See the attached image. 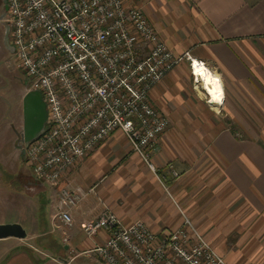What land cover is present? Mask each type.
I'll return each mask as SVG.
<instances>
[{"label": "crops", "instance_id": "obj_1", "mask_svg": "<svg viewBox=\"0 0 264 264\" xmlns=\"http://www.w3.org/2000/svg\"><path fill=\"white\" fill-rule=\"evenodd\" d=\"M122 3L141 9L173 54L188 53L191 61L209 70L223 92L220 110L214 113L193 94L187 83L194 78L188 61L174 67L148 96L168 120V130L152 152L157 172L131 152L123 133L113 132L64 174L65 183L84 193L69 212L71 228L55 218L52 187L32 176L36 184L26 186L35 190V202L27 196L28 204L19 208L13 185L0 182V215L12 214L8 221L0 216V224L18 223L27 234L26 240H0V264H74L76 256L93 262L95 256L102 264L93 250L106 234L89 239L80 225L105 211L124 226L141 221L158 236L188 220L223 264H264V129L256 127L264 126V0ZM6 118L7 111L1 110L0 141H7L14 131ZM1 144L0 154L8 153V146ZM167 164L178 179L171 178ZM26 214L31 215L27 221ZM57 246L65 258L56 257Z\"/></svg>", "mask_w": 264, "mask_h": 264}, {"label": "built area", "instance_id": "obj_2", "mask_svg": "<svg viewBox=\"0 0 264 264\" xmlns=\"http://www.w3.org/2000/svg\"><path fill=\"white\" fill-rule=\"evenodd\" d=\"M3 1L15 69L32 79L27 91L41 94L47 112V127L24 144L23 156L32 176L56 191L55 218L71 228L69 212L84 193L64 174L113 132L123 133L131 152L157 172L152 152L168 120L150 104L149 92L181 62L191 66V58L173 54L142 11L122 0ZM80 229L89 239L106 234L93 250L102 264H223L188 220L158 236L141 221L124 226L105 211Z\"/></svg>", "mask_w": 264, "mask_h": 264}, {"label": "rangeland", "instance_id": "obj_3", "mask_svg": "<svg viewBox=\"0 0 264 264\" xmlns=\"http://www.w3.org/2000/svg\"><path fill=\"white\" fill-rule=\"evenodd\" d=\"M141 10V9H140ZM2 10H0V18L2 17ZM2 19V18H1ZM6 31V30H5ZM4 24L0 22V111L3 110L5 113L7 111L6 120L10 122L12 127V134L9 133L7 136H11L7 141H0V144L3 142V146H8V153L0 154V182L1 183H11L14 188V203L16 207L22 208L28 204L27 196H30L31 202L33 203V195L35 193L34 189L27 188V183L35 182L30 168L27 166L25 159L21 156V150L23 144L22 140V132H23V117H22V97L26 94L29 87H31L32 79L25 78L21 74V72L17 71L14 66V55L13 53L7 51L5 49V40H4ZM6 38V36H5ZM7 40V38H6ZM9 42V40H8ZM10 47H12L10 43H8ZM190 66V64H189ZM187 83L191 84V89L193 94H196L201 98V101L204 102L209 108L212 109L214 113L218 112L214 110V108L207 103L206 96L204 92L197 88V92L194 87L198 86V83H194V78L190 76L187 80ZM195 87V88H196ZM201 92V93H200ZM191 99L193 100L194 98ZM6 117V116H5ZM47 127V124L46 126ZM260 130L264 129V126H256ZM168 130V129H167ZM14 133V134H13ZM7 144V145H6ZM11 147H13V152L10 154ZM170 168H173L170 164H167ZM176 171V170H175ZM160 177V176H158ZM159 180V179H158ZM36 184V182H35ZM35 202V201H34ZM7 207H5L6 209ZM34 207L31 209L33 212ZM0 216L5 217L4 221H8L12 214H2ZM28 217L31 215L25 216V221L28 220ZM20 221H23L21 217H18ZM24 221V223H26ZM57 239L61 240L60 234H56ZM26 240V239H25ZM49 240V239H47ZM50 241V240H49ZM47 242V241H46ZM23 244L28 243L22 241ZM48 244H50L48 242ZM78 254V251L75 252ZM65 251L61 246H57V254L56 257H64ZM50 255L54 257V252H50ZM71 255V253L69 254ZM94 257V262L92 260H87L83 256H76L74 264H100L96 257ZM65 258V257H64ZM102 263V262H101Z\"/></svg>", "mask_w": 264, "mask_h": 264}, {"label": "water", "instance_id": "obj_4", "mask_svg": "<svg viewBox=\"0 0 264 264\" xmlns=\"http://www.w3.org/2000/svg\"><path fill=\"white\" fill-rule=\"evenodd\" d=\"M23 144H29L43 134L47 112L42 96L38 91H27L22 101ZM24 228L18 223L0 224V240L15 238L26 239Z\"/></svg>", "mask_w": 264, "mask_h": 264}, {"label": "bare ground", "instance_id": "obj_5", "mask_svg": "<svg viewBox=\"0 0 264 264\" xmlns=\"http://www.w3.org/2000/svg\"><path fill=\"white\" fill-rule=\"evenodd\" d=\"M191 70L193 71L192 73L196 77V80L199 84L196 88L200 87L206 96L207 102L215 110H220L219 107L222 105L224 97L222 89L214 76L203 64L197 62L196 60L191 61Z\"/></svg>", "mask_w": 264, "mask_h": 264}, {"label": "flooded vegetation", "instance_id": "obj_6", "mask_svg": "<svg viewBox=\"0 0 264 264\" xmlns=\"http://www.w3.org/2000/svg\"><path fill=\"white\" fill-rule=\"evenodd\" d=\"M0 10H2V15L4 16V13H5V11H6V4H5V2L3 1V0H0ZM2 16V17H3ZM1 17V18H2ZM1 18H0V22H1ZM6 29H5V27H4V33H3V37H4V40H5V49L7 50V51H9V52H11L12 53V47H10V45L8 44V41L6 40V38H5V36H7L6 34V31H5ZM24 97V96H23ZM23 97H22V101H23Z\"/></svg>", "mask_w": 264, "mask_h": 264}]
</instances>
